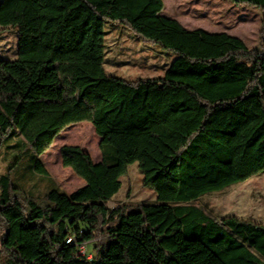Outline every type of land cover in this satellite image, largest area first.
<instances>
[{
    "label": "trees",
    "instance_id": "trees-1",
    "mask_svg": "<svg viewBox=\"0 0 264 264\" xmlns=\"http://www.w3.org/2000/svg\"><path fill=\"white\" fill-rule=\"evenodd\" d=\"M228 1L264 12V0ZM163 9V0H0V31L18 37L17 58H0V160L3 149L14 159L0 171V264H41L22 253L25 229L40 230L47 264H264V223L193 203L264 171V19L251 48ZM111 22L177 53L163 75L107 71ZM83 121L100 135L101 160L61 147L62 164L86 181L69 193L41 155ZM133 163L156 200L110 208ZM22 176L42 189H24ZM92 241L98 254L81 256Z\"/></svg>",
    "mask_w": 264,
    "mask_h": 264
},
{
    "label": "rangeland",
    "instance_id": "rangeland-1",
    "mask_svg": "<svg viewBox=\"0 0 264 264\" xmlns=\"http://www.w3.org/2000/svg\"><path fill=\"white\" fill-rule=\"evenodd\" d=\"M163 1L162 13L178 19L187 29L225 31L242 38L251 48L260 47L264 12L258 8L235 5L228 0ZM106 28V69L111 74L131 79L161 76L177 56V53L165 50L159 44L137 38L130 28L122 24L111 22L106 24ZM17 56L16 32L9 29L0 31V58L15 59ZM80 123L83 124L78 127ZM84 129L87 130L86 133ZM62 132L41 157L60 186L71 193L83 186L85 179L71 167L62 164L61 147L64 144L79 145L98 162L101 160L100 135L90 121L70 124ZM13 160V152L3 149L0 171L6 173ZM19 182L26 190L42 189V183L34 182L26 176H22ZM156 198V191L143 183V174L139 171L138 164L133 163L122 177V186L108 206L113 208L116 203L122 202H153ZM193 203L216 218L236 215L264 223V171L222 191L204 194ZM39 235V229L23 230L22 253L28 259L47 264L49 257L38 243ZM88 250L92 256L97 255L100 250L98 242H89Z\"/></svg>",
    "mask_w": 264,
    "mask_h": 264
},
{
    "label": "built area",
    "instance_id": "built-area-1",
    "mask_svg": "<svg viewBox=\"0 0 264 264\" xmlns=\"http://www.w3.org/2000/svg\"><path fill=\"white\" fill-rule=\"evenodd\" d=\"M74 238L69 236L67 238V242H74ZM78 253L81 255V256H86L88 258H92V254L89 253V250H88V243H82L78 246Z\"/></svg>",
    "mask_w": 264,
    "mask_h": 264
},
{
    "label": "crops",
    "instance_id": "crops-1",
    "mask_svg": "<svg viewBox=\"0 0 264 264\" xmlns=\"http://www.w3.org/2000/svg\"><path fill=\"white\" fill-rule=\"evenodd\" d=\"M82 124H83V123L78 124V125H79L78 127H80ZM62 134H63V132H62ZM83 183H84V185H85V184H86V181L84 180ZM22 234H23V232H22Z\"/></svg>",
    "mask_w": 264,
    "mask_h": 264
}]
</instances>
